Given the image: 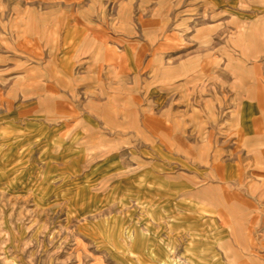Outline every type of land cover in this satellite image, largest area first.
<instances>
[{"label": "rangeland", "instance_id": "obj_1", "mask_svg": "<svg viewBox=\"0 0 264 264\" xmlns=\"http://www.w3.org/2000/svg\"><path fill=\"white\" fill-rule=\"evenodd\" d=\"M248 148L264 0H0V264H264L205 210L264 214Z\"/></svg>", "mask_w": 264, "mask_h": 264}, {"label": "crops", "instance_id": "obj_2", "mask_svg": "<svg viewBox=\"0 0 264 264\" xmlns=\"http://www.w3.org/2000/svg\"><path fill=\"white\" fill-rule=\"evenodd\" d=\"M262 139V136L253 135L243 138L244 143L253 144ZM245 143V145H246ZM248 152H251L252 158L259 162L261 157L264 156V152L261 150H252V148L247 149ZM218 152H213L211 155L210 161V176L221 177L225 173L227 167L223 166L218 160ZM258 172H261L262 168L257 169ZM228 174V173H227ZM242 172L240 171L237 175V180L239 185H245L241 177ZM211 194L209 195L208 206L206 211L212 216L215 217L218 222L219 227L226 232V236L222 239V243L226 242H235L240 245L241 248L249 250L255 244L252 238V231L255 226H257L259 219L264 218V214L260 210L256 209V205L253 204V201L245 198L244 194L239 192L226 189L225 192L217 195L216 191L218 189L222 190L220 187H209ZM247 190L251 191L250 185L247 186ZM236 226L234 229L233 227ZM238 231V233H237ZM235 234H239L236 237ZM260 246H264V242L260 243Z\"/></svg>", "mask_w": 264, "mask_h": 264}]
</instances>
